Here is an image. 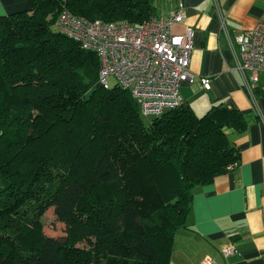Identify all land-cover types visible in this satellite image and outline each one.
Returning <instances> with one entry per match:
<instances>
[{
	"label": "trees",
	"instance_id": "16d2710c",
	"mask_svg": "<svg viewBox=\"0 0 264 264\" xmlns=\"http://www.w3.org/2000/svg\"><path fill=\"white\" fill-rule=\"evenodd\" d=\"M0 15V264H168L196 185L237 163L243 114L189 104L145 122L99 60L52 26L62 10L138 24L153 0H29ZM51 15V18H49ZM53 208L65 232L44 231Z\"/></svg>",
	"mask_w": 264,
	"mask_h": 264
},
{
	"label": "crops",
	"instance_id": "0c3cea01",
	"mask_svg": "<svg viewBox=\"0 0 264 264\" xmlns=\"http://www.w3.org/2000/svg\"><path fill=\"white\" fill-rule=\"evenodd\" d=\"M185 18L174 23L175 33L194 29L189 68L192 81L179 86L182 104L196 115L222 105L243 114L245 127L224 128L238 161L210 182L196 185L186 225L174 234L168 264H200L210 256L218 264H264V71L253 90L259 110L234 68L228 38L221 29L224 15L231 34L264 24V0H181ZM177 0H157V16L173 14ZM30 8L29 0H0V15ZM201 78H209L208 87ZM232 244L229 257L220 248Z\"/></svg>",
	"mask_w": 264,
	"mask_h": 264
},
{
	"label": "built area",
	"instance_id": "2783aa9c",
	"mask_svg": "<svg viewBox=\"0 0 264 264\" xmlns=\"http://www.w3.org/2000/svg\"><path fill=\"white\" fill-rule=\"evenodd\" d=\"M184 18V3L177 0L173 14L166 18L152 14L136 25L126 21L88 20L64 9L52 28L96 53L99 82L104 87L110 86L108 81L113 76L115 83L128 89L135 98L141 114L160 116L182 104L179 86L183 81L194 79L189 68L194 29L188 26L181 33L172 30L173 24ZM219 20L228 38L234 68L258 111L253 90L259 72L264 71V24L231 34L224 15ZM201 83L208 87L210 79L201 78ZM220 251L229 257L235 248L228 243ZM200 264L218 263L205 256Z\"/></svg>",
	"mask_w": 264,
	"mask_h": 264
},
{
	"label": "rangeland",
	"instance_id": "374dc122",
	"mask_svg": "<svg viewBox=\"0 0 264 264\" xmlns=\"http://www.w3.org/2000/svg\"><path fill=\"white\" fill-rule=\"evenodd\" d=\"M156 1L157 0H153L154 9H156V6H157ZM154 13H155V11H154ZM49 18H51V15ZM108 82H109L110 86H113L115 84L114 77L111 76L109 78ZM141 116L145 122H148V121L154 119V117H155L154 115H143V114H141ZM42 221H43V225H44V231L47 234H50L53 236H60V235L64 234L65 225H64V223H62L56 219L53 208L47 209V211L44 213V215L42 217Z\"/></svg>",
	"mask_w": 264,
	"mask_h": 264
}]
</instances>
